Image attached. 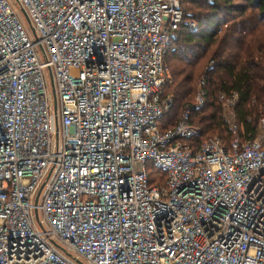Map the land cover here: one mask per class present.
<instances>
[{
    "label": "built area",
    "instance_id": "built-area-1",
    "mask_svg": "<svg viewBox=\"0 0 264 264\" xmlns=\"http://www.w3.org/2000/svg\"><path fill=\"white\" fill-rule=\"evenodd\" d=\"M182 24L179 0H0V264H264V114L194 149L186 109L159 128Z\"/></svg>",
    "mask_w": 264,
    "mask_h": 264
},
{
    "label": "trees",
    "instance_id": "trees-1",
    "mask_svg": "<svg viewBox=\"0 0 264 264\" xmlns=\"http://www.w3.org/2000/svg\"><path fill=\"white\" fill-rule=\"evenodd\" d=\"M179 2L183 18L192 20L194 28L180 25L166 47L163 60L170 79L162 93L171 101L158 120L159 128L172 127L186 109L197 131L181 142L194 149L215 133L225 143L230 132L217 97L234 93V122L243 137L251 138L264 114V0ZM197 77L203 90L200 106L188 102ZM146 173L149 183H162V170L147 165Z\"/></svg>",
    "mask_w": 264,
    "mask_h": 264
},
{
    "label": "rangeland",
    "instance_id": "rangeland-1",
    "mask_svg": "<svg viewBox=\"0 0 264 264\" xmlns=\"http://www.w3.org/2000/svg\"><path fill=\"white\" fill-rule=\"evenodd\" d=\"M20 15H21V18H22L24 26L28 28V25H27V22L24 19V16L22 15V13H20ZM173 36H175V34ZM175 46H177V44ZM205 67H206V65H205ZM168 70H169V67L168 68L166 67L165 73H166V78L167 79H166L165 83L169 82V79H170V77L168 76ZM43 75H44V78H45V81H46V88H48L50 90V83H49V79H48L47 69L46 68H45V71H43ZM199 78L200 77H197L195 79L194 88H196V89H193L192 95L190 96V99L188 100V102H190V104H191V102H193V98H194L195 92H196L197 88L200 86V84H199V80L200 79ZM217 98H218L219 104L221 106V113H222L223 119H225L227 121V125H228L229 123L234 121L233 113H232L231 107H230L232 105L234 96L233 95L225 96L223 93H219ZM209 136H218V135L213 133V134H210Z\"/></svg>",
    "mask_w": 264,
    "mask_h": 264
}]
</instances>
